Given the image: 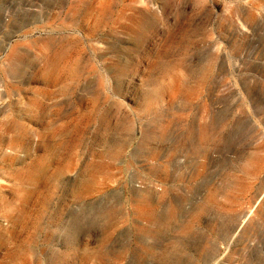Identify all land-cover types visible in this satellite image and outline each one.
Instances as JSON below:
<instances>
[{
	"label": "rangeland",
	"instance_id": "obj_1",
	"mask_svg": "<svg viewBox=\"0 0 264 264\" xmlns=\"http://www.w3.org/2000/svg\"><path fill=\"white\" fill-rule=\"evenodd\" d=\"M0 94V264H264V0H0Z\"/></svg>",
	"mask_w": 264,
	"mask_h": 264
},
{
	"label": "bare ground",
	"instance_id": "obj_2",
	"mask_svg": "<svg viewBox=\"0 0 264 264\" xmlns=\"http://www.w3.org/2000/svg\"><path fill=\"white\" fill-rule=\"evenodd\" d=\"M3 94H0V101H3ZM8 136H10V134L11 135H15L14 137H12L13 138V141H16V140H14V139H22L23 137H28V135L30 134V130H28L25 126H22V125H16V124H12L9 128H8ZM7 135L6 136H2V138H6V137H8ZM41 140V142L43 143V144H45V141H44V139H43V137L40 139ZM10 147H14V142H11L10 143ZM12 149H15V148H12ZM40 169H42V168H39V169H35L37 172H40V171H42V170H40ZM35 176H37V173H35L33 170H30V171H28V173H27V179L28 178H30L31 177V182H32V180H33V182H34V180H35ZM27 184H28V182H27ZM56 184H57V189H60L61 188V182L59 181V182H57V180H56ZM28 185H31V184H28ZM4 187H3V185L0 183V190L1 189H3ZM27 190H29V192H27L24 196H23V203H22V207H24V205H29V202H31V199L33 198V197H35V196H37V195H35V190L31 187V186H29V188L27 189ZM49 198H50V195H48V196H45V198H44V202H43V205H42V207L39 209V212H38V214H37V216L35 217V218H33V219H31V222H30V227L32 228V229H34V230H38L39 228H40V224H41V221H42V219H43V214L41 213V210L42 209H46V206H47V204H48V202H49ZM58 198H59V200H60V197L58 196ZM40 200L41 199H39V202H40ZM260 201H257L256 202V204H258ZM255 204V205H256ZM26 206V207H27ZM34 207V206H33ZM32 207V208H33ZM37 208V207H36ZM23 209H17L16 211H22ZM26 210H28V209H26ZM35 212V211H34ZM31 213V212H30ZM37 213V212H36ZM25 216V215H24ZM34 216V215H33ZM7 218H9V216H7ZM14 220H17V219H14ZM15 222H17V221H15ZM241 223H243V221L241 222ZM239 226H240V223H239V225L236 227V229H235V231L233 232V234H232V238H234V236L236 235V232L238 231V228H239ZM240 230V229H239ZM4 239V238H3ZM228 240H230V238L228 239ZM6 241H10L8 238L6 239ZM242 251V250H241ZM241 251H240V253H241ZM244 257H251V259H252V257H253V254H252V252L251 251H246V256H244ZM240 261H243V257H241L240 258ZM241 263V262H240ZM239 263V264H240Z\"/></svg>",
	"mask_w": 264,
	"mask_h": 264
},
{
	"label": "built area",
	"instance_id": "obj_3",
	"mask_svg": "<svg viewBox=\"0 0 264 264\" xmlns=\"http://www.w3.org/2000/svg\"><path fill=\"white\" fill-rule=\"evenodd\" d=\"M264 221V220H263ZM242 226H243V223H241L240 222V226H239V228H238V231L236 232V235L235 236H237L240 232H241V230H242ZM240 229V230H239ZM255 243H248V248L250 249V250H254L255 249Z\"/></svg>",
	"mask_w": 264,
	"mask_h": 264
}]
</instances>
